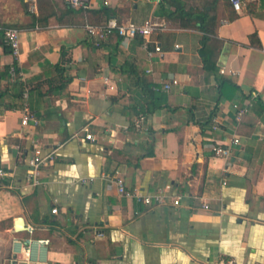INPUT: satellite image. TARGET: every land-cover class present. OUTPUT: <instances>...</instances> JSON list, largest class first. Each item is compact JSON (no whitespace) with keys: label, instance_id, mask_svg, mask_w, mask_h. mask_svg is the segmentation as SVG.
Returning a JSON list of instances; mask_svg holds the SVG:
<instances>
[{"label":"crops","instance_id":"1","mask_svg":"<svg viewBox=\"0 0 264 264\" xmlns=\"http://www.w3.org/2000/svg\"><path fill=\"white\" fill-rule=\"evenodd\" d=\"M160 3L0 0L2 26L21 31L18 56L0 43V167L11 174L0 264H264V0L239 11L217 0L219 76L203 68V32L168 20ZM107 19L161 26L148 38L87 31ZM222 76L238 85L227 97ZM148 102L157 110L139 129ZM236 105L247 107L240 120ZM232 137L230 157H214ZM37 152L52 158L33 185ZM120 179L152 202L121 193Z\"/></svg>","mask_w":264,"mask_h":264},{"label":"built area","instance_id":"2","mask_svg":"<svg viewBox=\"0 0 264 264\" xmlns=\"http://www.w3.org/2000/svg\"><path fill=\"white\" fill-rule=\"evenodd\" d=\"M29 2L30 7L32 10H35L37 7V0H26ZM66 4L73 8V9H88L91 5V0H64ZM233 4V7L239 11L242 7V0H230ZM161 25L154 22L152 19L147 20L143 24H137L134 22H128V23H120L116 19H110L106 24L104 25H92L88 24L86 26V29L89 33L93 35H97L100 38H104L111 33L116 32L122 37L132 39L137 36H142L144 38H148L149 36L152 35ZM20 29L16 27H4L0 23V43L5 44L8 46L11 50V52L18 56L20 52ZM155 50L157 52L161 51V46L156 45ZM176 82V80L174 81ZM170 84H167L165 87L167 89L170 88ZM237 108V119L240 120L242 116L247 112V107H242L240 105H236ZM31 120H34V117L32 113L30 112L29 108H25V113L22 119V123L24 125L28 124ZM145 120L144 115H140V117L137 119L135 122V127L137 128H142L143 127V122ZM214 128H217V125L214 126ZM87 130V129H86ZM87 138H92L91 133H87L86 135ZM240 139L238 137H232L229 139L228 142H223V143H217L214 144L212 147L213 155L214 157H219V158H224L227 159L230 157L232 153V144H239ZM52 158V155L48 156H41L39 152H37L34 156H32L29 160V165L30 169H28V178L32 181L33 185H39L41 183L40 181V166L42 164H46L50 159ZM11 174L10 172L3 168L0 167V187L5 186L4 180L9 177ZM86 180H84L85 182ZM119 184V190L121 193H123L126 196H135L139 200L144 201L147 204H150L152 202V197L150 196H144L135 192H132L128 190L125 187V184L123 180L118 181ZM169 188V186H168ZM154 199L156 201H162L165 199V195L163 193H157L154 196ZM178 203V200L175 201ZM208 207V205H206ZM55 212L57 209H53ZM28 229L32 231L34 229L33 225H28ZM29 244H31L32 241L31 239H28L27 241ZM36 242V241H35ZM42 245H46L48 243L47 239H41L38 241ZM17 249H20L23 245L22 242H15ZM31 250H28V254H30ZM220 264H239L238 261L234 258L222 260Z\"/></svg>","mask_w":264,"mask_h":264},{"label":"trees","instance_id":"3","mask_svg":"<svg viewBox=\"0 0 264 264\" xmlns=\"http://www.w3.org/2000/svg\"><path fill=\"white\" fill-rule=\"evenodd\" d=\"M224 1L226 7H233L230 0ZM216 2L217 0H161L159 9L168 20H177L176 23L179 26L195 27L203 32L201 47L199 49V54L203 62V68L208 73L219 76V67L217 62L221 44L215 37L217 18L214 11ZM167 5L174 7V9H169ZM188 6H191L192 9H186ZM107 22L108 19L100 24L104 25ZM17 70L18 69H16V71ZM7 71H10L9 67L7 68ZM219 88L221 97H227V90L234 89L235 91L238 89V85L231 81L228 77L222 76L220 78ZM156 96L159 97L157 94ZM147 104V108L140 110V113L144 116L157 110L151 102H148Z\"/></svg>","mask_w":264,"mask_h":264},{"label":"water","instance_id":"4","mask_svg":"<svg viewBox=\"0 0 264 264\" xmlns=\"http://www.w3.org/2000/svg\"><path fill=\"white\" fill-rule=\"evenodd\" d=\"M16 229H17L18 231L25 229V227H24V225H23V221H22V219H20V220L18 221V223H17V225H16Z\"/></svg>","mask_w":264,"mask_h":264}]
</instances>
